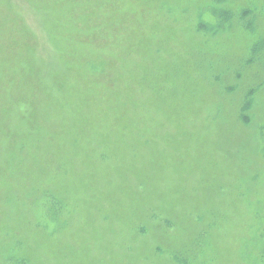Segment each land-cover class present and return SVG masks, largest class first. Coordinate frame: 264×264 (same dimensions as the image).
<instances>
[{
	"label": "rangeland",
	"instance_id": "374dc122",
	"mask_svg": "<svg viewBox=\"0 0 264 264\" xmlns=\"http://www.w3.org/2000/svg\"><path fill=\"white\" fill-rule=\"evenodd\" d=\"M0 264H264V0H0Z\"/></svg>",
	"mask_w": 264,
	"mask_h": 264
},
{
	"label": "trees",
	"instance_id": "16d2710c",
	"mask_svg": "<svg viewBox=\"0 0 264 264\" xmlns=\"http://www.w3.org/2000/svg\"><path fill=\"white\" fill-rule=\"evenodd\" d=\"M35 50V48L32 50V52ZM12 58H14V57H18V58H22L21 56H20V54H16V52H12L11 53V55H10ZM19 61H20V59H19ZM16 62V61H15ZM18 63V62H17ZM10 64H12V62H9V64L8 65H10ZM14 67H18L17 65H15ZM14 73H15V71H11L10 72V86L8 85L7 87L8 88H10L11 90H10V92H11V94H12V97L14 98V99H16V100H18V99H20L21 97L19 96L21 93H19V91L20 90H22V89H20L19 87H18V85L17 84H15L14 83ZM25 91H26V88L24 89ZM14 94H17L16 96L14 95ZM12 98H9V101H6L5 100V105H4V108H11L10 110H12V109H14V108H16V107H18V104H19V102L20 101H18V102H15V103H12ZM247 108V104H245V109ZM4 111H7L6 109L4 110Z\"/></svg>",
	"mask_w": 264,
	"mask_h": 264
}]
</instances>
